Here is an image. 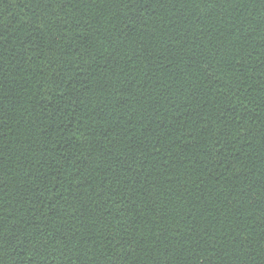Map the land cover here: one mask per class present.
<instances>
[{
    "label": "trees",
    "instance_id": "16d2710c",
    "mask_svg": "<svg viewBox=\"0 0 264 264\" xmlns=\"http://www.w3.org/2000/svg\"><path fill=\"white\" fill-rule=\"evenodd\" d=\"M0 264H264V0H0Z\"/></svg>",
    "mask_w": 264,
    "mask_h": 264
}]
</instances>
